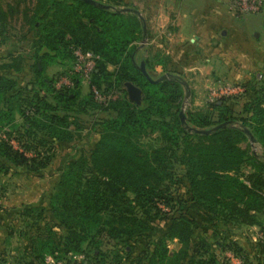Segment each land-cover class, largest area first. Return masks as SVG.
<instances>
[{
  "label": "trees",
  "instance_id": "16d2710c",
  "mask_svg": "<svg viewBox=\"0 0 264 264\" xmlns=\"http://www.w3.org/2000/svg\"><path fill=\"white\" fill-rule=\"evenodd\" d=\"M94 1L108 8L82 0H32L24 11L28 31L19 41L29 50L18 48L1 59V199L10 174L41 177L50 168L55 147L80 137L82 117L94 116L98 134L88 151L72 145L77 153L41 201L8 209L0 204V230L5 226L3 233L26 242L17 264H45L46 256L56 254L84 255L91 264H229L227 252L245 264H264L262 243L253 259L230 240L228 229L264 232V155L244 146L249 137L243 131L250 130L264 148V85L253 86L255 98L244 117L234 114L228 99L206 111H185L197 129L230 122L211 135L191 133L180 119L182 83L153 84L138 69L144 25L137 14L121 11L137 9L125 0ZM2 7L0 46L11 42L9 19L16 11ZM77 49L99 58L86 96L81 75L72 72ZM153 54L143 59L150 75L157 67L168 72L169 59ZM63 62V72L44 76L48 66ZM28 67L32 88L21 81ZM66 75L73 85L58 89ZM128 83L142 90L140 105L129 99ZM15 219L20 227L11 225ZM174 239L180 247L170 255Z\"/></svg>",
  "mask_w": 264,
  "mask_h": 264
},
{
  "label": "crops",
  "instance_id": "0c3cea01",
  "mask_svg": "<svg viewBox=\"0 0 264 264\" xmlns=\"http://www.w3.org/2000/svg\"><path fill=\"white\" fill-rule=\"evenodd\" d=\"M125 2L130 4L128 0ZM163 2L165 6L156 8V16L151 20L143 11L137 10L146 21H151L147 23V38L153 44L152 50L169 59V72L187 78L188 84L191 83L192 89L197 91H193L197 99H201V87L208 90L229 83L244 85L246 95L229 98L227 102L235 115L244 117L245 106L255 98L253 86L264 85V10L260 14L239 16L231 9L232 0ZM143 52L140 47L139 55ZM228 229L229 233L236 230L260 231L258 227L246 226ZM230 240L236 241L254 259L248 246L231 239V236ZM179 247L178 239L171 241L168 244L170 255ZM3 249L0 246V254ZM201 257L198 260L203 259Z\"/></svg>",
  "mask_w": 264,
  "mask_h": 264
},
{
  "label": "rangeland",
  "instance_id": "374dc122",
  "mask_svg": "<svg viewBox=\"0 0 264 264\" xmlns=\"http://www.w3.org/2000/svg\"><path fill=\"white\" fill-rule=\"evenodd\" d=\"M0 0V4L3 6L2 8L7 11L10 6H13L15 8L14 15H12L9 19L10 21V27L8 30L9 35L11 36V42L4 43L0 46V65L5 63V60L3 57L9 56V54L13 51H18V48L23 50H29V46H24V43H20V39L23 35H26L28 31V27L24 24V11L32 7V0ZM130 4L136 8L137 10L143 11L149 20L155 18L156 16V8H163L165 6V3L163 0H128ZM133 2V3H131ZM124 8V7H123ZM144 17V16H143ZM151 21H146V24ZM147 33H148V24H147ZM141 48L144 50L143 55L141 54L138 60V64L143 61L146 56H151L154 52L152 50L153 44L150 43L148 38L146 40H142ZM148 50V53L145 51ZM151 50V51H150ZM27 51H23L26 53ZM151 52V53H150ZM18 53L16 52L15 55ZM154 55V54H153ZM66 63L63 62V64L59 65L54 63L52 66H48L44 72V76L53 79L56 75L63 72L66 68ZM140 65V64H139ZM26 74L22 75V82L24 83V86L30 85V88H32L31 82H33L34 73L32 68H27ZM113 67L110 68L111 71H113ZM173 74L172 72H163V70H156L152 71L151 74L155 78H159L165 74ZM185 79V78H184ZM187 81V78L185 79ZM83 83V82H82ZM88 83L84 82L81 86V96H86L90 91L88 87ZM190 89L186 91L189 94V97L184 100L185 104V110L187 112L191 113H198L202 111H206L209 107L208 105L210 103L207 102V97L209 93V89L205 90V88L201 87V91L199 92V95L201 96V99H197V94H194L196 90L192 89V84H189ZM186 90V89H185ZM194 91V92H193ZM197 93V91H196ZM42 96H44L45 92L41 93ZM94 116L90 117H82L83 120L80 121V124L82 125L83 129L80 133V137L77 138L76 141H74L71 145H57L55 147V157L53 159L52 165L48 170L41 176H29L26 173L23 175H16V174H10L9 177L5 178L3 180L4 182V190H5V198L2 199V205L4 208H10V207H20L23 204H33L38 203L43 199L45 195H47L48 192L51 191V189L54 186V181L58 175V171L61 169V167L66 163L68 158L72 155H75L77 153V148L81 147L82 144H84V148L86 151L91 149V146L93 145V141L97 139L98 134L92 129L93 123L92 118ZM155 137V136H153ZM89 142V144H88ZM72 145H77V148H73ZM91 145V146H90ZM245 147H248L251 151V153L256 155H264V148L260 143L252 144L250 139L247 141V143L244 144ZM245 172L249 174L251 172L250 167H247L245 169ZM13 227H20L19 219H15L13 221ZM2 233V234H1ZM7 233V231H6ZM6 233H3L0 230V239H5L4 244H0V246L4 247V249L7 250V253L5 254V258L0 259L4 260L6 264H17L21 260L24 259L25 250H26V242L18 235H11L7 236ZM3 235V236H1ZM231 236V239L234 238L235 240L241 242L242 244L248 246L250 249L251 255L254 257L258 251V242L255 241L257 232L252 233L250 231H241L236 230L229 233ZM7 238V241H6ZM1 250L5 251V250ZM254 253V255H253Z\"/></svg>",
  "mask_w": 264,
  "mask_h": 264
},
{
  "label": "built area",
  "instance_id": "2783aa9c",
  "mask_svg": "<svg viewBox=\"0 0 264 264\" xmlns=\"http://www.w3.org/2000/svg\"><path fill=\"white\" fill-rule=\"evenodd\" d=\"M231 9L239 16L260 14L264 10V0H232ZM76 60L73 64V73L80 74L83 83L89 82L90 76L96 68L98 56L83 52L81 49L75 51ZM73 82L69 75H66L60 79L57 83V88L60 89L64 86L71 87ZM247 88L242 84H223L209 89L207 102L216 103L222 99H229L235 97H241L246 95ZM103 100V98H101ZM236 127H241L240 124H236ZM2 200L0 198V204ZM256 242H260L264 245V232L258 231ZM225 257L229 264H245V261L240 257L235 256L232 252H227ZM45 264H91L84 255L74 256L68 254L66 258H60L58 254L48 255L45 258Z\"/></svg>",
  "mask_w": 264,
  "mask_h": 264
},
{
  "label": "water",
  "instance_id": "95a60500",
  "mask_svg": "<svg viewBox=\"0 0 264 264\" xmlns=\"http://www.w3.org/2000/svg\"><path fill=\"white\" fill-rule=\"evenodd\" d=\"M88 4H91V5H94V6H97V7H102V8H108V6H105L97 1H94V0H82ZM122 12H132L134 14H137L138 17L140 18V20L142 21L143 25H144V40L147 39V24H146V20L145 18L143 17V15L137 11V10H134V9H128V8H124L121 10ZM138 69L142 72V74L147 78V80L153 84H158L164 80H171V79H176V80H179L182 85L185 87L186 91L190 89L189 87V84L188 82L182 78V77H179V76H176L174 74H165L161 77H159L158 79H154L150 73L148 72L147 70V67H146V63L144 61L141 62V64L138 66ZM126 89L128 90V95H129V99L131 101H133L134 103L140 105L141 102H142V90L138 87H136L135 85L131 84V83H128L126 85ZM189 97V94L187 93V96L186 98ZM185 104L183 106V109L180 113V119H181V122L182 124L185 126V128L191 132V133H196V134H199V135H211L213 134L214 132L220 130V129H224V128H227L229 125H230V122H227V123H223V124H220L216 127H213L211 129H197V128H194V127H191L188 123H187V118H186V112H185ZM237 128H242V127H237ZM243 131L246 133V135L249 137L250 141L252 144H255L257 143L255 137L252 135V133L250 132V130H248L247 128H243Z\"/></svg>",
  "mask_w": 264,
  "mask_h": 264
}]
</instances>
